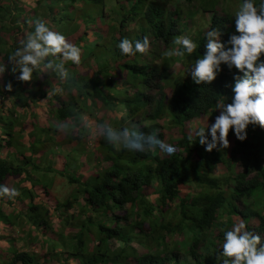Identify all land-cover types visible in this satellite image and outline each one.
Wrapping results in <instances>:
<instances>
[{
    "label": "trees",
    "instance_id": "trees-1",
    "mask_svg": "<svg viewBox=\"0 0 264 264\" xmlns=\"http://www.w3.org/2000/svg\"><path fill=\"white\" fill-rule=\"evenodd\" d=\"M65 1L74 2V0ZM89 1L103 4V0ZM183 1L190 4L192 0ZM204 2L208 6L207 8L201 6L202 10L210 11L211 16L206 29L195 41L198 47L193 53L194 61L204 54L207 31L219 29L222 33L220 42L225 45V49L231 47L228 44L229 37L238 35L235 31V15L216 14L211 11L214 0H203V2L200 0L199 4L202 5ZM253 2L259 5L258 0ZM242 3L243 0H240L239 5L241 6ZM136 4V2L131 4L127 11L130 14L121 18L116 30L110 28L117 34L116 38L110 37V39L115 46L116 58L121 61L123 68V72L114 74V77L124 79L127 87V90L124 89V96L119 97L120 94L117 93L115 98H112L114 95H109L108 90L111 88V83L114 86L116 79L112 82L107 80L108 85L102 86L103 88L92 85L94 84L92 80L86 79L81 74H75V67L78 65L71 62L65 67L70 74L77 75L79 79L78 77L72 80L65 79L66 81L59 83V78L49 77L54 76L56 71L51 70L46 73L35 69L32 77L34 81L29 87L19 81V67H13V63L8 62V58L22 45L29 28H34V22L31 26L23 21L24 25L28 24V27L23 28L20 23L16 24L17 31L12 33L11 28L14 24L7 25L3 22V19L11 17H7V13H4L0 7V65L5 62L3 66L7 68V76L3 84L5 86L10 82L11 85H15L10 92L6 91L5 87L0 88V98L7 97L8 101L14 99L18 108L26 105L25 98L32 99L38 109H45L43 112L38 111L40 115L38 125L41 127L39 129L48 131L53 129L55 139H60L62 144H69L70 147L75 142L77 145V140L86 135L83 127L78 125L84 111L79 110L76 103L70 101L79 97H83L84 103L88 102V116H93L97 112L96 103L98 109L114 114L123 112L124 120L119 119L120 115L115 117L114 129L126 128L123 124L125 121L127 125L132 124L129 128H134L144 135L154 133L162 141L163 129H171L176 133V136L169 137L165 142L173 147L171 155L162 154L158 150L149 153L130 151L128 156L122 157L125 160L123 164L117 159L121 158L125 149H117L114 156L105 155V160L109 162L108 167L90 177L80 196V202L74 199L73 202L66 201L61 205L60 208L62 210L64 208L65 213L77 200L76 203L80 205L83 214L76 232L70 236L73 240L70 239L72 251H66L65 261L75 260L77 264H218L216 257L221 250L224 232L231 230L240 220H244L248 230L259 234L264 242V129L249 125L243 141L237 140L233 130L230 129L227 137L230 140L227 156L225 153H219V144L211 152H206V145H200L198 138L187 132L185 124L207 115L216 118L214 111L217 109V104L231 103L233 77L242 74L235 68L229 70L227 65H221L220 73L211 84L196 85L190 74L189 79L180 76L172 78L168 75L166 69L167 65L172 63L170 59L167 63L163 61L157 66L153 64L158 60L157 56L154 55L150 59V54L146 53L140 57V61L138 53L136 55L138 63L129 62L133 56L122 55L118 48L122 39L127 38L134 43L142 40L146 32H149L152 39L160 40L167 47L184 30L183 22L180 27L178 25L179 13L176 10L165 13L159 3L154 1L141 6L138 10L142 13L141 18L135 21L134 30H129L127 22H131L137 15ZM69 10L72 11L71 8ZM52 14L49 8L44 20H47L48 26L54 30L55 16ZM41 19L43 18L40 15L36 18V20ZM93 23L94 21L88 29L82 30H78V26L74 25V29H71L72 34L79 33L80 36L73 39V44H76L75 41L78 39L81 41L84 34L94 30ZM88 25L89 23L86 26ZM1 32H6V35L1 36ZM19 32V38L22 39L20 43L15 38ZM84 44V42L77 43V46L82 49ZM81 52L83 58L84 52L83 50ZM89 56L88 53L86 57ZM261 59L264 60V55ZM84 63L91 68L89 64ZM14 68L15 72L12 71ZM82 72L89 75L92 70L86 68L79 73ZM129 76L132 78L130 80L132 83L138 80L139 90L137 86L127 84L126 79L128 80ZM44 79L47 81L44 82ZM54 80L59 83L63 97L54 91ZM41 85L44 86L45 91L41 88L38 89L41 94L32 92L34 87L39 88ZM167 86L171 89L169 94L164 92ZM135 87H137L135 92L127 95L129 90ZM149 88L154 91L152 96L143 92V89ZM50 94H53V97H49ZM119 108L121 110H118ZM32 110L34 111V108ZM43 121L47 128H43ZM59 124L64 128L63 134L58 133ZM76 124L79 127H76ZM72 128L75 129L74 135L71 134ZM8 131L10 132L11 128ZM208 140L211 141L210 135ZM103 141L107 145L103 146L104 149L110 148L116 151L108 141L105 139ZM28 157L35 161L40 155L38 152H32L26 157L24 153H16L15 160L25 163L23 168L29 169ZM237 167H239L238 171H236ZM215 168H221L218 175L214 174ZM22 173L23 169L20 166L13 167L0 162V185L7 177L19 180ZM149 196H152L151 200ZM33 197L34 194L30 198L31 204ZM47 197L48 195L44 196L45 201L53 203L50 199L48 201ZM30 206L29 210H38V205ZM43 208L45 210L39 221L40 225L48 224L43 227L45 233L52 230V223L48 219L50 212L58 219L61 215L57 214L55 205H47ZM121 209L123 214L117 215L116 212ZM88 228L92 229L88 230ZM44 233L41 234L43 237L41 242L51 249L55 243L62 240L58 235L44 236ZM176 235L180 236L177 241L179 244L173 240ZM132 237L145 248V253L137 254L133 246L129 245ZM119 244L122 246L119 247ZM179 255L184 256L185 260H180ZM10 258L8 264H39L33 256L24 252H13Z\"/></svg>",
    "mask_w": 264,
    "mask_h": 264
},
{
    "label": "rangeland",
    "instance_id": "rangeland-1",
    "mask_svg": "<svg viewBox=\"0 0 264 264\" xmlns=\"http://www.w3.org/2000/svg\"><path fill=\"white\" fill-rule=\"evenodd\" d=\"M149 1L159 3L165 13L176 10L179 13V27L182 22L184 24V30H182L180 36L186 35L194 42L206 29L208 19L211 16L210 11L206 12V10H202V7L207 8L208 4L204 2L202 5H200V0H192L190 4L185 3L183 0H103L102 5L89 0H74L73 3L66 2L65 0H0V7L4 13H7V17H11L3 19V22L7 25L11 23L14 24V27L11 28L12 33L17 31V28H15L16 24L20 23L21 28L24 26L28 27V24L33 26L32 22H35L39 15L43 18L41 20L47 22V20H44V18L46 17V12L48 13V9L50 8V11L53 13L52 15L55 16V20L53 21L54 31L63 34L68 42L72 44L74 43L73 39H77L80 34H72L73 31L71 29H74L75 26H78V30L86 28L88 29L94 21V30L84 34V38L81 39V41H79L80 39L75 41L76 46L77 43L80 44L84 42L85 44L82 46V49L80 48V50H83L84 52L83 58H81V62L83 61V63H81V66L80 64L76 66V72H74L75 74L83 75L88 80H92V83H94L92 85H97L101 88L105 87V85H108L107 80L112 82L116 79V81L113 83L114 86L111 83V88L108 90L109 95H114L112 98H115L117 93L120 94L118 95L119 97L124 96V89L126 88L127 90V87L124 84V79H118L114 77V74L117 75L118 72L122 73L123 68L121 61H118V58H116V54L114 53L115 46H113V41L110 39V37H117V34L115 31H113V29L116 30L121 18L130 14L127 13L128 8L132 3L136 2L137 4L135 11L137 15H135V18L132 19L131 22H127L129 24L127 25L128 29L134 30L133 27L136 26L135 21L141 18L142 15V13L140 11L138 12V10L141 8V6H143V4H148ZM239 1L240 0H214V5L211 11L219 15L227 13L228 15L233 16L239 9ZM258 1L259 4L262 2V0ZM76 2H78V4H76ZM201 2H203V0H201ZM69 8H71L72 11H70ZM23 21L28 24L24 25ZM88 23L89 25L86 26ZM55 25H57L56 28H54ZM111 27H113V29L110 30ZM31 31H34V28H29L27 34ZM135 33L139 35L137 32ZM96 34H98L100 37ZM5 35L6 32H1V36L4 37ZM19 35L20 32L15 36L18 43L22 42V39L19 38ZM129 37H132L131 32ZM145 37H147L150 41V48L147 52L148 55L150 54L149 58L151 59L152 56L154 57L155 55L158 59L156 61L154 60L155 62H153V64L159 66L163 61H166L167 63V60L170 59L172 60V63L167 65V74L171 75L172 78L180 76L181 78L189 79L188 75L190 72L188 73V71L194 62L193 54L191 56L185 55L183 58L166 57L164 56V52L170 47L174 46L173 41L169 44V46L165 47V45L161 43L160 40L152 39L149 32H146ZM88 53L90 56L86 57ZM136 55H138V53ZM136 55L129 59V62L138 63ZM141 56L142 54L139 56L140 61ZM48 59H51V57ZM53 62L56 63L58 61L54 60ZM84 62L89 64L91 68L88 67V65H85ZM11 63H13V67H19L15 62ZM1 65H5V62H3ZM86 68L92 70L89 75L83 72L79 73ZM38 69L41 72L46 73L51 71V69L44 68L43 65H41V67ZM87 72L89 73L90 71ZM6 76L7 68L5 67V71L0 74V88L2 89L4 88L3 83ZM49 77L56 79L59 78L58 81L61 83L67 79H76L78 76L70 74L69 71L67 78H62L58 72L55 73L54 76L50 75ZM137 78L139 77L137 76ZM131 79L132 78H130V76L128 80L126 79L127 84L137 86L139 90L138 80L136 79V83H132L130 82ZM55 80L53 83L55 88L54 91L63 97L62 92H60L61 87ZM32 81L34 80L32 79L27 83L24 82V84L28 85L29 87ZM43 81L46 82L47 79H44ZM12 87L15 88V85H12ZM137 87H135L133 90H129V94L127 95H132ZM41 88H43L42 91H45L44 86L41 85L39 88L34 87L32 92H38L41 94V92L38 90ZM170 91L171 89L169 86L164 89V92L167 94H169ZM143 92L151 96L154 93V91L150 88L146 90L143 89ZM25 94L23 97H25ZM49 97H53V94H50ZM9 101L7 97L0 98V108L2 109L0 110V162H5L6 164H9L13 167L20 166L23 169V173L21 174V177H19V180H13L15 184L13 187L11 185L7 186L9 188H15L19 192V195L16 197V199H9L6 197L7 199L4 200V197H0V199L2 198L0 200V223L5 222V224L0 226V236L4 237L6 233L9 235L11 231H13L15 234L12 238L14 239L13 241L8 242L2 238L4 240L0 241V252L2 256L5 255V259L10 257L8 254H11L13 251H15L17 253H28L29 255L33 256L39 264L43 262L46 264H77V261L75 260L65 261V257L67 256L66 251H72V239L70 236L76 232L78 224L82 220L83 216V214H81L80 205H77L76 203L87 185V183H85L82 178L83 176L91 177L94 174L99 173V171L107 168L109 162L105 160V155L108 154L114 156L117 153V148L109 142L108 143L114 147L116 151L110 148H103V146H107L106 142L104 143L103 140L105 139V141H108L105 135H103V130L104 128L109 127L114 128L115 125L113 124V121L115 120V117H119V115V119L123 118L124 120L123 112H117V114H114L110 111L104 109L102 110L101 108L98 109V103H96L95 109L97 112H95L93 116H88L89 105L87 104L88 102H83V97L70 100L71 102L76 103L79 110L84 111L83 115L80 114V122H78V125L83 127L84 131L86 132L85 136H83L80 140H77V145L76 142L71 144V148L69 144H62L60 139H55V132H53V129L50 131L46 129H39L41 127L38 125L40 116L38 111L43 112L45 111L44 108L41 110L38 109L36 105H34V101L28 98H25L26 105L20 108H18V105L14 99ZM66 101L67 100H65V102ZM33 108L34 111L32 110ZM118 110L121 109L119 108ZM214 112L217 116L220 114L219 109H215ZM101 118L102 120L100 121ZM214 121L215 118L213 116L207 115L194 119L193 121L186 123L185 126L188 130L187 132L192 133L194 128H206L207 126L210 127ZM123 124L126 126V128H129L132 125H127L125 121ZM51 125L52 124H50V126ZM59 125L60 127L58 129V133L63 134V131H60L61 124ZM78 125L76 124V127ZM30 127L32 128L31 130ZM10 128L11 131L9 132L8 129ZM43 128H47L45 122ZM162 132L164 134V142H167L169 137L176 136V133L171 129H163ZM6 134H8V136ZM71 134H75L74 128H72ZM206 134H208L207 129ZM7 141L9 143H6ZM229 141L230 140L228 139V142ZM6 145L8 147H6ZM29 146L31 148H29ZM227 150L228 148L225 150V148H221L220 146L218 147L219 153H225L226 156L228 152ZM32 152H38L40 157H38L35 161L28 157L29 163L27 164L30 166L29 169L23 168L25 163L15 160L16 153H24V156L27 157L29 156V153ZM128 153L131 152L125 149V153H123L121 158L117 159L118 161L120 160L119 163L123 164V161H125L123 158L128 156ZM238 169L239 167L236 168V171H238ZM220 171L221 168H215L214 174L218 175ZM71 179L73 180L71 181ZM20 180H22L21 183L19 182ZM8 181H10L9 177L4 180L2 185H6ZM33 194L34 197L31 204L30 198ZM47 195V200L49 201L50 199L53 203L45 201L44 196ZM148 198L151 200L152 196H149ZM74 199H77L75 200L76 202L71 204V208L66 210L64 213V208L63 210L60 208L61 205L66 201L73 202ZM7 200H10L11 205H2V203L6 204ZM30 205H38V210H29L31 207ZM47 205H55L57 214L61 215L58 219V217H55L54 213L50 212L48 219L50 223H52V230L50 229L48 236L55 237V235H60V233H62V237H64L62 240H59L57 243H55V246H53L52 249L47 244H43L41 242L43 241V237L41 236L42 232L44 233L43 227L45 225L48 226V224L40 225L39 219L45 210L43 207H47ZM116 214H123V209L118 210ZM8 226H10V229L6 230L8 229ZM90 229L92 228H88V230ZM19 233L21 236H24V238H30L29 243H25L23 246V241H21L20 238L18 240L17 235ZM178 237L180 236L176 235L173 237V240L177 244H179V242H177ZM5 243L8 244L5 246ZM130 243V246H133L137 254L145 253V248L142 247L141 244L133 237ZM10 246L13 248L12 252ZM55 253L58 256L57 258L54 257ZM179 259L185 260V257L179 255ZM63 261H65V263ZM1 263L3 262L0 258V264Z\"/></svg>",
    "mask_w": 264,
    "mask_h": 264
},
{
    "label": "clouds",
    "instance_id": "clouds-1",
    "mask_svg": "<svg viewBox=\"0 0 264 264\" xmlns=\"http://www.w3.org/2000/svg\"><path fill=\"white\" fill-rule=\"evenodd\" d=\"M234 21L238 35L229 37L228 44L231 47L225 49V45L220 42L222 33L219 29L207 31L204 54L195 59L188 71L196 85L211 84L220 73L221 65H227L229 70L235 68L242 74L233 77L231 103L217 104L216 108L220 110V114L214 123L210 127H196L192 130L191 135L198 138L199 144L206 145V152H211L218 144L221 148H228L227 137L230 129L240 141L246 138V129L249 125L264 129V60L261 59L264 55V0L259 5L254 4L253 0H243L235 13ZM173 45L164 52V56L169 58L191 56L198 47L186 35L175 37ZM118 48L125 56H135L137 53L143 55L149 51L150 41L144 37L133 43L124 38L118 44ZM50 57L52 59H48ZM54 60L58 62L54 63ZM8 62H15L19 66L18 79L21 82H30L34 70L41 65L58 72L62 78H67L65 65L68 62L79 65L81 50L75 44L69 43L63 34L52 30L45 21L36 20L34 31L27 34L22 45L9 56ZM4 71L5 67L0 65V74ZM12 71L15 72L16 69ZM4 87L6 91H12L10 82ZM60 131H64V128H60ZM103 134L117 149L140 153L159 150L166 155L173 152V147L154 133L144 135L134 128L109 127L104 128ZM18 195L19 192L15 188L0 185V197L14 199ZM118 246L121 247L122 244ZM54 257L57 258L56 253ZM216 259L218 264H264V242L259 234L248 230L244 220H240L231 230L224 232L221 250Z\"/></svg>",
    "mask_w": 264,
    "mask_h": 264
},
{
    "label": "crops",
    "instance_id": "crops-1",
    "mask_svg": "<svg viewBox=\"0 0 264 264\" xmlns=\"http://www.w3.org/2000/svg\"><path fill=\"white\" fill-rule=\"evenodd\" d=\"M79 168H80V166H79ZM87 168H88V167H87ZM13 180H15V179H11V178H10V181H8V182L6 183L5 186H10V185H11V186L13 187V186L15 185L14 182H13ZM82 180L86 183V182H88V181L90 180V177L83 176ZM19 182L21 183V180H20ZM19 182H18V184H19ZM8 183H9V184H8ZM36 189H37V188H36ZM1 199H2V198H1ZM1 199H0V200H1ZM5 199H7L6 196L4 197V200H5ZM80 200H81V198L78 199V202H80ZM2 205H7V206H8V205H11L10 200H7L6 204L2 203ZM3 224H5V222H4V223L1 222V223H0V226L3 225ZM0 228H1V227H0ZM9 229H10V226H8V229H6V230H9ZM6 232H7V231H6ZM64 234H65V233H64ZM14 235H15V234L13 233V231H11V233H10L9 235H7V233H6V235H4V237H3V236H0V241H2V240H4V239H5L6 241H8V242H9V241H13L14 239H12V238L14 237ZM44 235H45V236H48L49 233H48V232H45ZM57 235L60 236V237L63 236L62 233H60V235H59V234H57ZM17 236H18V240H19V238H20L21 241H23V242H22V245H23V246H24L25 243H29V241H30V238H29V239L26 238V237L24 238V236H21L20 233H19ZM2 238H4V239H2ZM63 238H64V237H62L61 239H63ZM0 243H1V242H0ZM7 244H8V243H5V246H6ZM43 244H44V243H43ZM10 245H11V244H10ZM10 247H11V249H12V250H11V252H12V251H13V248H12V246H10ZM13 252H15V251H13ZM13 252H12V253H13ZM12 253H11V254H12ZM11 254H8V255H10V257H11ZM4 256H5V255L2 256V254H1V252H0V258H1L2 262H3V263H1V264H4V262H5V264H8V263H9V259H10V257H8V259H5Z\"/></svg>",
    "mask_w": 264,
    "mask_h": 264
}]
</instances>
